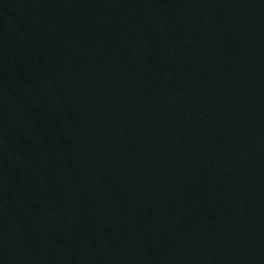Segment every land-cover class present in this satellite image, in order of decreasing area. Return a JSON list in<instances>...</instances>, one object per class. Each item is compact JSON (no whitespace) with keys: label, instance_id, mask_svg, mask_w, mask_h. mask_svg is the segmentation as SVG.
<instances>
[{"label":"water","instance_id":"water-1","mask_svg":"<svg viewBox=\"0 0 264 264\" xmlns=\"http://www.w3.org/2000/svg\"><path fill=\"white\" fill-rule=\"evenodd\" d=\"M0 264H264V0H0Z\"/></svg>","mask_w":264,"mask_h":264}]
</instances>
